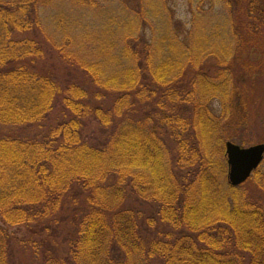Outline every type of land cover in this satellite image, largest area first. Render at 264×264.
Wrapping results in <instances>:
<instances>
[{
	"label": "trees",
	"instance_id": "trees-1",
	"mask_svg": "<svg viewBox=\"0 0 264 264\" xmlns=\"http://www.w3.org/2000/svg\"><path fill=\"white\" fill-rule=\"evenodd\" d=\"M222 2L238 44L207 62L180 26L89 46L51 0H0V264H264V155L238 187L224 155L256 120L236 77L264 98V0Z\"/></svg>",
	"mask_w": 264,
	"mask_h": 264
},
{
	"label": "rangeland",
	"instance_id": "rangeland-1",
	"mask_svg": "<svg viewBox=\"0 0 264 264\" xmlns=\"http://www.w3.org/2000/svg\"><path fill=\"white\" fill-rule=\"evenodd\" d=\"M143 1L144 3H142V0H96V6L89 7L81 4L84 0L79 2L75 0H51L48 6L42 8V16L48 26L55 28L57 23L55 18L59 13L62 16L60 23H63L66 28L75 30L79 41H84L89 46H91L90 42L96 44L105 42L111 33L119 36L126 30L131 29L130 27L137 26L145 27L148 41L163 43L168 40L164 36L167 31L166 27L169 26V31L173 25L180 26L186 31L185 36L180 31L178 37L174 38L175 42L187 43L193 46L204 44L208 47H216L205 51L204 56L207 62L215 59L213 53L217 48L223 51L227 45L232 48L234 44H238V41L229 32L231 19H229L228 13H230L232 7L231 5H224L222 0ZM89 2L90 0H87L88 4ZM145 13L150 17L143 19ZM193 14H196L194 18ZM167 15L172 18V21L165 19ZM152 16L158 17L153 18ZM194 26L199 27L201 30L200 37H186L188 30ZM151 28H154V31H148ZM82 33H86L85 38H82L84 36ZM88 35L94 36L88 38ZM32 36L31 32L25 34L14 33L13 38H30ZM40 37L42 38V36ZM116 39V37L111 38L112 41ZM220 50H216L217 56L219 55L218 52L221 53ZM254 56H258V54H252L253 58ZM208 72L212 75L214 69H208ZM250 76L248 77L247 74L246 77L237 76L234 83L238 87L240 99L252 103L251 108H247L246 111L248 114L250 113L251 118L253 114L256 120H252L245 126L243 121L235 119V125L229 132L231 138L228 139L245 148L260 144L264 140V119L261 113V104L264 98L263 96L260 97L258 93L257 78L254 77V74ZM218 101V98L212 100V103H214L212 108L214 113L220 116L221 109ZM234 116L237 117V114Z\"/></svg>",
	"mask_w": 264,
	"mask_h": 264
},
{
	"label": "water",
	"instance_id": "water-1",
	"mask_svg": "<svg viewBox=\"0 0 264 264\" xmlns=\"http://www.w3.org/2000/svg\"><path fill=\"white\" fill-rule=\"evenodd\" d=\"M227 164V180L230 186L238 187L244 183L262 162L264 145L256 144L241 147L230 141L224 144Z\"/></svg>",
	"mask_w": 264,
	"mask_h": 264
}]
</instances>
